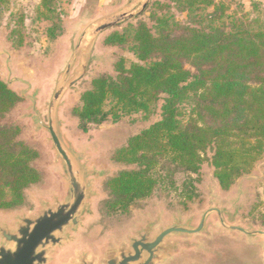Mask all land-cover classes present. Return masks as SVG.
Listing matches in <instances>:
<instances>
[{"label": "trees", "instance_id": "obj_1", "mask_svg": "<svg viewBox=\"0 0 264 264\" xmlns=\"http://www.w3.org/2000/svg\"><path fill=\"white\" fill-rule=\"evenodd\" d=\"M10 1L0 0V10ZM171 1L194 13L212 9L204 14L206 25L194 20L193 26H182L172 15L152 12L154 26L140 21L114 32L105 44L129 50L136 62L122 58L115 65L116 76L94 78L81 95V105L72 111L78 128L87 133L110 120L149 116L165 96L161 119L113 155V161L133 168L106 184L112 214L127 212L161 184H174L178 172L198 175L208 150L213 152L211 164L223 190L248 174L264 153V28L251 30L243 20L229 16L226 5L217 0ZM50 2L43 0L42 5L49 10ZM156 8L170 6L156 3ZM59 35L58 26L48 29V39ZM19 101L0 78V209L4 210L21 206L26 189L41 178L33 166L39 152L18 139V126L1 123ZM189 179L183 186L191 199L196 180Z\"/></svg>", "mask_w": 264, "mask_h": 264}, {"label": "rangeland", "instance_id": "obj_2", "mask_svg": "<svg viewBox=\"0 0 264 264\" xmlns=\"http://www.w3.org/2000/svg\"><path fill=\"white\" fill-rule=\"evenodd\" d=\"M50 9L42 5L43 0H11L0 10V78L10 81L9 87L16 94L27 88L20 80L30 82L33 89L40 90L38 106L46 119L47 107L53 90L61 79L75 45L86 29L100 20L117 12L124 11L132 0H50ZM226 5V13L243 20L251 30L264 28V0H217ZM161 3L170 8H156ZM138 10V7L136 9ZM210 8L190 12L177 8L171 0H150L141 15L127 21L120 27L112 28L98 37L87 38L82 46L80 57L71 78L79 75L82 56L90 62L88 76L76 85L79 91L91 88L92 80L101 75L116 76V63L125 58L128 63L136 62L134 55L119 46L105 44V39L114 32H122L129 24L147 22L150 27L151 13L159 16H173L174 21L182 26H193L194 20L201 21ZM196 16H202V19ZM58 26L61 35L48 39V29ZM200 25V24H199ZM198 25V27H199ZM191 69L188 64L186 66ZM81 95L70 90L64 97L65 105L60 118L66 121L64 131L80 145H87L96 150L92 165L98 169H110L111 174L97 185L102 197L94 203L95 216L90 218L85 227L77 234L74 244L61 250L56 256V264H68L69 260L81 249L90 250L99 256L101 248L109 240L116 245L126 242L132 231L146 218L162 216L164 224L172 222L179 214L184 219L218 205L234 212L239 208L236 225L252 230L264 231V153L259 156L252 170L241 176L229 188L223 190L215 178V169L211 164L213 152L203 155L201 171L198 175L178 172L173 182H166L157 187L154 193L132 204L127 212L112 214L107 208L110 193L107 182L116 177L124 164L113 161L117 150L127 145L129 139L139 134L151 124L161 119L164 97L154 106L152 114L130 115L119 122L107 121L93 127L89 132L78 128V119L72 111L81 105ZM18 96V95H17ZM19 97V96H18ZM20 101L1 120L3 124L15 125L21 129L18 139L39 152V158L33 166L40 173V181L25 191V200L21 206L13 209H0V222H14L18 215H33L39 209L40 198H51L62 188L58 168L54 165V155L46 142L47 135L37 132L29 118L30 101L19 97ZM187 116L183 117L186 120ZM78 121V122H77ZM194 180V196L191 199L184 194L183 186ZM190 189V187H189ZM215 220V218L213 219ZM216 223V221H215ZM218 226V225H217ZM180 252L168 264H264V242L261 239L248 238L241 233H231L221 226L215 227L209 235L196 237L192 243Z\"/></svg>", "mask_w": 264, "mask_h": 264}, {"label": "water", "instance_id": "obj_3", "mask_svg": "<svg viewBox=\"0 0 264 264\" xmlns=\"http://www.w3.org/2000/svg\"><path fill=\"white\" fill-rule=\"evenodd\" d=\"M149 3L150 0H132L124 11L107 16L86 29L76 45L75 37H72L70 45L73 52L61 73L60 82L51 94L46 119L38 106L40 90L33 89L30 82L20 80L27 88L17 95L30 101L29 118L37 132L47 135L46 142L53 152L62 188L51 198H40V206L35 214L18 215L12 224L0 222V264H56L59 252L74 244L77 234L95 216L94 203L102 197L97 185L111 174V170L93 166L92 159L97 151L85 144L78 146L64 131L66 121L60 118L65 105L63 99L70 90L82 94L90 89L79 91L76 87L90 70V62L85 55L82 56L79 75L71 78L87 38L98 37L107 30L120 27L144 13ZM136 7L137 11L134 10ZM2 81L9 87L10 81ZM124 166L125 169L120 172L133 168ZM238 210L233 212L210 205L207 210L186 219L179 214L168 224L163 223L161 215L146 218L127 237L126 242L116 245L113 240L107 241L99 256L81 249L68 264H168L196 237L209 235L213 228L219 226L231 233H241L264 242L263 230L235 224Z\"/></svg>", "mask_w": 264, "mask_h": 264}, {"label": "crops", "instance_id": "obj_4", "mask_svg": "<svg viewBox=\"0 0 264 264\" xmlns=\"http://www.w3.org/2000/svg\"><path fill=\"white\" fill-rule=\"evenodd\" d=\"M101 2H105L104 0H101Z\"/></svg>", "mask_w": 264, "mask_h": 264}]
</instances>
